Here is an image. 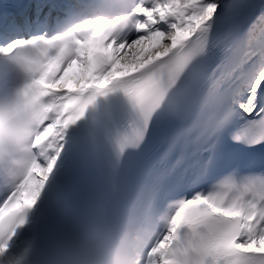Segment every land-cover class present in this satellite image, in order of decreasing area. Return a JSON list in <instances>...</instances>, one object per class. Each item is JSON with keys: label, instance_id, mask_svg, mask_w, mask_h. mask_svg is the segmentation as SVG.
Here are the masks:
<instances>
[{"label": "snow or ice", "instance_id": "snow-or-ice-1", "mask_svg": "<svg viewBox=\"0 0 264 264\" xmlns=\"http://www.w3.org/2000/svg\"><path fill=\"white\" fill-rule=\"evenodd\" d=\"M87 7L94 18L46 40L30 61L28 87L50 101L35 154L0 197V253L52 170L63 130L96 93L117 85L139 111L141 139L165 133L162 161L181 150L154 177L157 187L211 181L171 201L169 231L149 264H264V46L247 40L252 24L264 22V0H87ZM185 231L194 251L181 256Z\"/></svg>", "mask_w": 264, "mask_h": 264}, {"label": "clouds", "instance_id": "clouds-1", "mask_svg": "<svg viewBox=\"0 0 264 264\" xmlns=\"http://www.w3.org/2000/svg\"><path fill=\"white\" fill-rule=\"evenodd\" d=\"M87 0L69 7L54 21V31L49 37H13L0 44V88L5 77L11 78L9 90L0 94V185L11 190L18 182L27 161L35 154L34 141L42 130L45 106L50 97L34 98L28 87L31 74L29 64L45 41L57 42L74 34L89 16ZM173 207L157 219L145 203L137 205L133 214L91 230L79 237L69 249L64 264H149L151 249L156 241L169 231ZM180 255L194 251L191 231H185L177 241Z\"/></svg>", "mask_w": 264, "mask_h": 264}, {"label": "bare ground", "instance_id": "bare-ground-1", "mask_svg": "<svg viewBox=\"0 0 264 264\" xmlns=\"http://www.w3.org/2000/svg\"><path fill=\"white\" fill-rule=\"evenodd\" d=\"M261 31L262 30H259V32H257L258 34L256 33V37L259 38ZM250 34L251 33H248L247 40L249 39L248 37L250 36ZM258 38L255 39L254 44L255 45H262V44L264 45V39H258ZM129 74H132V73H129ZM118 75H119V73H118ZM61 150H62V147H61ZM59 155H61V153L58 154V156ZM58 156H57V158H58ZM57 160L58 159H56V161L53 165V168L57 165V163H58ZM53 168L49 172L46 181L48 180L49 175H51V173L53 172ZM40 196H41V193H39L35 202L30 207H27L23 212V215H25V213L29 212V216H26L25 221L23 220V222L20 223V225H23V226L26 224V233H27L26 236L23 237L24 239L22 241L7 244V247L5 248V250L0 255V264H24L28 255L32 252V249L37 245V242L39 241V238L42 235L43 227H42V224L39 220L37 222H34L33 217L35 214L34 213L35 208L38 206L37 201L40 198ZM61 213L66 218V220L68 222L80 223V221H82V220H78L77 214H75V213L71 212V210L67 209V204L63 203ZM17 230L19 231V228Z\"/></svg>", "mask_w": 264, "mask_h": 264}, {"label": "rangeland", "instance_id": "rangeland-1", "mask_svg": "<svg viewBox=\"0 0 264 264\" xmlns=\"http://www.w3.org/2000/svg\"><path fill=\"white\" fill-rule=\"evenodd\" d=\"M1 254V253H0Z\"/></svg>", "mask_w": 264, "mask_h": 264}]
</instances>
